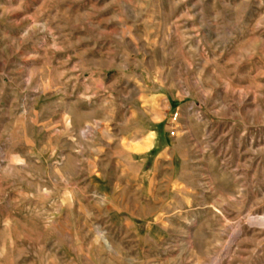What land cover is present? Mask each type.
Masks as SVG:
<instances>
[{
    "label": "rangeland",
    "instance_id": "rangeland-1",
    "mask_svg": "<svg viewBox=\"0 0 264 264\" xmlns=\"http://www.w3.org/2000/svg\"><path fill=\"white\" fill-rule=\"evenodd\" d=\"M0 264H264V0H0Z\"/></svg>",
    "mask_w": 264,
    "mask_h": 264
}]
</instances>
